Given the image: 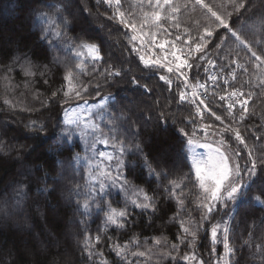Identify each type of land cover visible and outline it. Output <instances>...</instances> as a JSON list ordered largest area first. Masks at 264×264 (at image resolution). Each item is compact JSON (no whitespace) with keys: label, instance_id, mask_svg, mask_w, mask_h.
Here are the masks:
<instances>
[{"label":"trees","instance_id":"trees-1","mask_svg":"<svg viewBox=\"0 0 264 264\" xmlns=\"http://www.w3.org/2000/svg\"><path fill=\"white\" fill-rule=\"evenodd\" d=\"M221 2L216 0V3ZM4 4L9 5L10 9L4 10ZM57 5H62V15L69 21L65 39H57L50 34L46 37L44 30L47 25L40 20V14L45 12L60 22ZM246 6L248 11L240 23H233V27L261 55L264 28L257 21L264 17V0H246ZM132 9H138L137 0H122L121 10L126 12V16ZM112 15L113 9L100 0H0V264H104L105 260L107 264H124L112 251L113 242L128 244L126 252L131 264H135L137 258L140 264H154L151 262L154 251L160 255L158 264H186L179 256L173 260L165 254L171 252L173 256L176 255V251L170 247L172 243L178 245L180 256L195 251L205 260V264H209L210 260L214 264L221 259L223 248L220 244L215 245V253L211 251L213 245L206 222H202L198 239L191 249L187 243L180 244L177 240L180 229L173 217L178 206L164 191L170 180H183L182 187L187 185L184 198L190 216L188 212H181V216L192 221H199L200 218L196 211L199 188L188 179L192 173L182 152L185 138L180 129L189 133L195 130L196 136L202 132L204 124H217L219 129H216L223 131L224 125L236 117L232 126L240 129L258 162L253 193L264 187V167L259 164V157L264 155V88L259 86L262 81L258 79L264 74L246 58L245 53L237 56L231 37L223 50L218 51L211 44L208 45L205 52L208 59L216 64V70L231 60L239 61L248 69L247 72L243 69L239 71L234 86L244 90L247 97L248 93H252L247 105L248 114L242 122L238 120L240 108L229 115L227 108L214 96L208 107L222 117L224 124H221L207 110L201 116L188 103L179 101V89L173 74L145 68L138 54L130 51V33L123 29L118 20H110ZM180 19V35L183 38L182 29L193 21L187 16ZM231 19L233 22L237 20L236 13ZM161 23L171 35L160 31L157 41L174 40L177 30L165 21ZM61 27L65 30L62 24ZM154 30L147 26L144 29L145 32ZM82 39L100 45L104 60L97 64L98 69L103 70L111 65L121 72L120 77L108 78L107 83L103 77H97L101 84L100 92L101 95L111 94L115 97L116 107L113 111L119 118L116 121L119 131L125 132L126 138L138 143L142 149V155L127 156L130 162L126 173L128 181L154 195L156 200L154 214L150 210H133L132 222L123 228L108 226L104 229L102 214L93 210L92 215L88 216L78 208L73 188L76 184L84 183L85 170L75 157L77 154L84 155L85 145L78 136L67 142L62 139V113L66 106L58 103L61 97L51 98V93L62 84L65 66H73L76 62L74 53L65 47L67 41L79 43ZM144 39L147 42L149 37ZM49 40L52 44H49ZM177 45H180V41H177ZM155 52L161 54L158 48ZM200 55L203 53L196 54V57ZM25 57L37 66L46 65V75L41 76L37 72L34 77H25L17 68L5 79L4 66ZM189 63L194 65L188 71L190 81L203 80L206 61H201L199 65L194 60H189ZM85 65L91 70L87 58ZM230 67V64L225 66L223 72L230 71ZM161 74L173 79L171 88L159 79ZM133 77L138 83L133 82ZM45 79L47 83H44ZM88 99L91 103L96 97ZM191 120H195V123H191ZM33 121L42 124L44 131L38 132L31 127ZM131 130L135 131L134 136H128ZM223 135L227 149L231 153L238 150L240 163H246L248 150L234 139L231 132ZM219 139L216 136L213 141ZM144 158L161 174L158 178L151 177L142 166ZM63 170L64 175L59 179ZM20 189H23V196L18 195ZM253 193L249 194L247 201L240 202L236 211H232L231 205L228 209L217 206L216 220L223 224L228 215L232 217L227 221L230 246L234 249L229 255V264H264V206L251 199ZM113 206L123 207L121 196L115 192ZM86 234L93 237L101 235V243L95 245V250L102 251L103 258L88 257L83 247ZM158 237L164 239L165 243L156 245L154 240ZM136 241L139 242L138 246ZM148 249H151L150 259L147 256H131V251Z\"/></svg>","mask_w":264,"mask_h":264},{"label":"snow or ice","instance_id":"snow-or-ice-1","mask_svg":"<svg viewBox=\"0 0 264 264\" xmlns=\"http://www.w3.org/2000/svg\"><path fill=\"white\" fill-rule=\"evenodd\" d=\"M100 2L113 9V15L109 19L118 20L123 29L130 33V51L138 54V59L143 66L145 68L161 69L167 74H173L179 89V101L181 103L187 101L193 105L201 116L203 115L201 105H203L216 121L224 124L222 117L212 111L200 98V90L207 91V82L197 81L193 83L190 81L188 71L194 65L189 63V60H194L196 65H199L201 61H206L207 66L204 68V72L209 73L207 79L213 84L218 79H222L225 86L228 85L229 80L221 74L224 67L229 64L232 66L229 74L233 80H235L236 68H241L245 72L248 71L244 65L239 64L236 60H231L226 61V64L219 68L218 73H210V69H215L216 64L208 59L205 52L209 44L213 49L223 50L228 38L231 37L237 56L241 52L245 53L246 58L253 62L260 73L264 74V48L261 49L262 54L258 55L253 48V44L244 39L240 32L233 27V23H240L244 13L248 11L246 0H222L221 3H216V0H137L138 9L128 11L127 16L126 12L121 10L122 0H100ZM56 11L59 14L60 22L56 17L45 12L40 14V20L44 25H47L44 30L46 37L50 34L57 39H65L69 21L62 15V5H57ZM233 13L237 15L235 22L231 19ZM181 16H187L193 21L192 24L182 29L183 38L180 35ZM162 21L167 22L171 28L177 30L174 40L157 41V33L160 31L171 35L169 29L161 23ZM257 23L264 28V17H261ZM61 24L65 30H62ZM146 26L155 30L145 32ZM193 29L195 34H193ZM145 37H149L147 42L144 39ZM177 41H180L179 46ZM48 42L52 44L51 40ZM65 47L74 53L76 62L73 66H65L62 84L56 91L51 93V98L61 97L58 103L66 106L62 113V124L64 126L61 129L62 139L67 142L78 136L85 145V154L83 156L77 154L75 157L76 162L82 165L85 170L84 183L82 185L76 184L73 193L78 208L82 209L85 215L91 216L93 210L103 215L104 229L108 226L123 228L126 224L132 222L133 210L138 209L141 212H149L150 210L154 214L157 205L154 195H150L143 188L128 181L126 173L128 170L127 164L130 162L127 161V156L129 154L142 155V149L138 143H132L130 139L126 138L125 132L119 131L116 123L119 118L116 117L113 111L116 107L115 97L111 94L101 95L100 92L101 84L97 77H103L104 82L107 83L108 78L120 77L121 72L112 68L111 65L104 67L103 70L97 68V64L104 60L101 47L97 43L84 39L80 40L79 43L68 40ZM156 48L160 49V55L155 52ZM145 50L147 51L145 52ZM142 52L144 54H141ZM198 53H203V55L197 58L196 54ZM85 58L91 64V70L86 68ZM17 68L25 77H34L37 72L44 76L47 72L46 65L37 66L25 57L14 60L12 65L4 66V72L7 74L5 79H8ZM167 74L159 75V79L171 88L173 79ZM81 77H86V79ZM258 79L262 81L259 86L264 88V75L259 76ZM133 82L138 83L135 77H133ZM44 83H47L46 79ZM247 95L248 98H244L245 93L236 89L226 95H220L219 100L228 101L227 110L229 115L239 104L238 120L242 122L248 114L247 105L252 93ZM93 96L96 99L90 103L88 97ZM5 103H8V101H5ZM163 115L161 113V117ZM236 119V117H233L232 122L224 125L223 131L213 129L212 125L204 124L202 132L205 136L209 134V129H212L211 134L219 136L220 139L203 144L194 143L195 130L189 133L184 129H180L185 138L182 152L192 173V176L188 179L199 188V193L196 195V211L200 214L199 221L185 220L181 216V212H188L190 216L189 210L185 207L184 197L187 185L182 187L183 180L172 179L169 181L168 186L164 188V191L168 193V198L175 200L178 206V211L173 217L179 224L178 242L180 244L187 243V247L191 249L198 239V233L203 226L202 222H206L213 245L211 251L216 252L215 245L217 244H220L223 248L222 258L216 260L214 264H229V255L234 252V249L230 246V226L227 222L232 217L228 215L223 224L216 220L215 215L219 211L217 206L228 209L231 205L232 211H236L240 202L247 201L249 194L253 193L258 174V162L252 148L245 143L240 129L232 126ZM190 122L195 123V120ZM31 127L38 132L44 131V126L35 121L32 122ZM225 132H231L234 139L248 150V160L243 165L240 163V152L238 150H234L231 156L227 154V142L223 135ZM134 135V130L128 132V136ZM213 143H215V147ZM97 145H102L103 148L98 149ZM197 147L203 148L205 151L199 152ZM259 164L264 167V155L259 157ZM142 166L153 178H158L161 175L147 158H144ZM114 192L122 197L123 207L113 206ZM18 195L23 196V189H20ZM251 199L256 204L264 206V187L253 193ZM133 239L135 240V238ZM101 240L100 234H96L94 237L88 234L85 235L83 247L89 258L93 256L103 258V252L95 250V245L101 243ZM154 243L162 245L165 242L158 237L155 238ZM136 244L138 246L139 242L136 241ZM170 247L176 251V255L173 256L171 252L165 254L173 260L179 256L180 260L186 262V264H205V260L201 259L195 251L185 252L180 256L176 243H172ZM257 248L259 250V246ZM111 249L124 261V264H131L126 252L128 249L127 243L121 245L113 242ZM150 253L151 249L147 251L136 250L131 251V256H147L150 259ZM262 256H264V253H262ZM104 264H107L106 260ZM209 264H213V262L210 260Z\"/></svg>","mask_w":264,"mask_h":264},{"label":"rangeland","instance_id":"rangeland-1","mask_svg":"<svg viewBox=\"0 0 264 264\" xmlns=\"http://www.w3.org/2000/svg\"><path fill=\"white\" fill-rule=\"evenodd\" d=\"M4 10H9L10 9V7H9V5H7V4H4ZM123 11V10H122ZM4 14V11L2 12V15ZM191 106V105H190ZM193 109H196L194 106H191ZM4 127V126H3ZM203 127V126H202ZM219 127V125H217V124H213L212 125V128L213 129H219L218 128ZM209 131H212V129H209ZM211 134V133H210ZM210 134H208L207 136H205L204 134H203V132H201L200 134H198V135H196V136H193L194 138H193V140H194V143L195 144H203V143H205V142H209V141H211V142H214L213 140H214V138H216V136L215 135H210ZM213 146L215 147L216 145H215V143H213ZM97 148L98 149H101V148H103V146L102 145H97ZM223 150V149H222ZM197 151H199V152H204L205 151V149H203V148H199V147H197ZM85 154V153H84ZM227 154L228 155H232V153L227 149ZM234 159H235V157H233ZM66 171H67V169H66ZM64 170L62 171V173H60V175H59V179L60 178H62L63 177V175H64ZM67 173H68V171H67ZM66 173V174H67ZM122 198V197H121ZM123 201V200H122ZM70 224H71V221H70ZM69 231V230H68ZM163 241L165 242V240L163 239ZM160 255L156 252V251H154L153 252V260L151 261L152 263H154V264H158V257H159ZM140 258H146V257H140ZM135 264H140V259L139 258H137V262H135Z\"/></svg>","mask_w":264,"mask_h":264},{"label":"built area","instance_id":"built-area-1","mask_svg":"<svg viewBox=\"0 0 264 264\" xmlns=\"http://www.w3.org/2000/svg\"><path fill=\"white\" fill-rule=\"evenodd\" d=\"M210 73H217L212 71V69H210ZM223 77H227V79L230 82L231 79V75L230 76H226V75H222ZM208 80V79H207ZM207 80H204L202 83L207 82ZM218 81V80H217ZM216 85L213 84L211 81L206 83V87H207V91L205 92L204 90H200V98H202L204 100V104H206V102L211 98V94H212V88ZM230 93V92H229ZM226 95V94H224ZM234 100L236 99L235 97L233 98ZM187 102V101H185ZM225 103V105L227 106L228 101H223ZM203 106V105H201Z\"/></svg>","mask_w":264,"mask_h":264}]
</instances>
